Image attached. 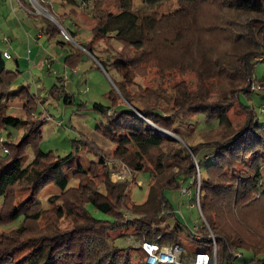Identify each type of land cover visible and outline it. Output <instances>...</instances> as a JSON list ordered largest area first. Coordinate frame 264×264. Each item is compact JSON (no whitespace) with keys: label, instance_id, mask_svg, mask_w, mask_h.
I'll list each match as a JSON object with an SVG mask.
<instances>
[{"label":"trees","instance_id":"16d2710c","mask_svg":"<svg viewBox=\"0 0 264 264\" xmlns=\"http://www.w3.org/2000/svg\"><path fill=\"white\" fill-rule=\"evenodd\" d=\"M163 1L167 0H142L148 6ZM93 2L94 35L80 45L91 54L96 51V41L105 43L106 49L114 40L121 46L113 60L96 57L108 72L113 70L110 76L121 94L111 91V107L95 104L106 118L98 130L115 143L114 157L124 158L134 171L149 173L154 184L146 202L130 208L129 181L113 182L110 166L100 159L101 168L95 162L88 169L80 165L74 172L79 186L69 189L65 162L78 153L79 145L85 148L91 140H77L76 152L66 157L44 152L36 143L41 138V120L33 122L35 125L18 143L6 141L4 130L26 125L31 115L24 119L5 112L17 72L7 69L4 51L0 50V138L12 149L9 154H0V197H4L0 227L23 218L17 228L0 231V264H133L127 252L111 243L109 233L124 230H131L140 243L160 245L180 244L181 236H185L202 252L212 253L214 243L205 227L201 226V239H196L184 223L167 225L175 212L166 191L180 190L184 181L190 182L197 175L191 153L199 163L201 206L215 236L218 264H232L238 252L253 255L242 262L243 255L238 261L241 264H264V124L255 106L240 100L242 93L250 97L254 91L255 65L259 58L264 59V0H176L173 9L161 14H141L131 9L129 0H119L117 13L107 7L105 0ZM69 35L73 38L76 33ZM79 59L80 55L70 54L65 65L77 69ZM185 68H190L193 78L173 85L174 89L184 85L182 89L187 91L188 106L177 115L164 114L155 101L146 100L145 90L136 93L130 88L134 83L131 74L144 78L155 70L166 78L174 71H187ZM63 78L58 77L60 85L55 84L53 91L69 97ZM19 94L21 102L26 100L24 108L31 110L34 95L26 87ZM122 98L125 101L120 104ZM236 101L247 116L241 127L233 128L228 113ZM188 114L220 122L205 141L188 143L192 152L177 142L171 147L175 159L157 152V166L148 169L142 153L174 141L164 133L190 123ZM30 144L34 159L24 165ZM204 149L213 161L203 171L198 156ZM93 152L101 158L109 151L98 148ZM175 161L180 170L170 173L168 168ZM50 185L57 186L61 193L49 197L52 210L45 214L38 196ZM190 186L195 187L191 182ZM18 187L31 189L32 195L15 206L13 191ZM192 201L191 196L189 204ZM88 205L113 219H96ZM65 215L72 220L69 232H61L59 226ZM43 218L49 222V229L40 226ZM138 264H147L146 257Z\"/></svg>","mask_w":264,"mask_h":264},{"label":"rangeland","instance_id":"374dc122","mask_svg":"<svg viewBox=\"0 0 264 264\" xmlns=\"http://www.w3.org/2000/svg\"><path fill=\"white\" fill-rule=\"evenodd\" d=\"M105 1L107 7L114 13L120 10L119 0ZM129 2L131 3V9L141 14H153V11H160L159 14H161V12L169 11L177 5L176 0L163 1L152 6L144 5L142 0H129ZM91 10L92 8L82 9L71 0H0V50H7L10 53L12 58L5 59L6 67L17 72L16 80L11 88V94L8 101H6L8 106L5 108V112L24 119L31 115L26 125L19 127L9 126L4 130L3 136L6 141L18 143L23 134L29 131L30 126L35 125L33 122L41 120L43 121L41 138H38L36 142L38 147L44 152L53 151L55 155H60L61 157H66L71 152H76L75 143L79 144L77 140L89 138L91 140L89 143L90 147L85 146L83 148L84 144L83 146L79 145L78 153L65 162L68 188H77L79 186V180L76 179L74 172L80 165L88 169L90 164L95 162L101 168L100 159H104L105 164H108L112 170L111 177L115 183L122 181H115L114 173L123 165H126L127 173L123 181L128 180L130 184L128 188V205L131 208L146 202L150 186L154 184V181L151 180L149 173L134 171L125 163L124 158L114 157L112 151L115 143L98 130V126L101 123H105L106 118L95 107V104L99 103L111 107L113 106V99L110 96L111 91L115 90L120 96L121 94L111 79L110 75H114L113 70L108 68V72L101 66L96 57L101 56L102 59L113 60L114 55L120 51L121 46L118 41L114 40L112 45H109V48L106 49L105 43L96 41V51L91 54L82 46L76 44L81 43L84 45L93 38L94 23ZM65 32L68 34L75 32L76 35L71 40L66 37ZM73 53L80 55L76 70L65 65L67 56ZM262 59L259 58L255 65V81L252 86L254 91L250 93V97L242 93L240 100L246 104L254 105L259 114V121L264 124V111L262 110L264 108V84L262 83L264 82V59ZM185 70L187 71L182 73L174 71L170 76L173 79H167L170 77L161 78L155 70H152L153 72L149 71L144 78L131 74L130 77L134 83L130 85V88L136 93L145 90L144 92L148 93L145 94L146 100L155 101L157 106L163 108L164 114L177 115L188 106L186 104L187 91L184 88L182 89L184 85L179 86L181 87L179 89H174L173 85L180 80L188 83L190 78H193L190 75V68H185ZM59 76L67 78L64 81V89L69 93V97L64 94L58 96L53 91L55 84L60 85ZM22 87H26L35 97V103H32V109L29 111L24 108L26 100L21 102L20 99L19 90ZM60 90H62V87ZM121 100L125 101L122 98L118 102L120 103ZM188 116L191 119L190 123L177 125L176 131H166L164 133L173 138L174 141L164 144L161 148L152 149L148 153H142L148 169L152 168V165L157 166L154 163L157 152L162 157L169 154L172 159H175L172 156L173 150L171 151V147L177 142L192 152L189 144L194 145L205 141L213 133L210 132L211 129L218 126L220 122L219 120L208 122L203 115L190 117V114H188ZM228 116L232 122V127L238 128L244 124L247 114L236 101L229 110ZM2 139L3 137L0 138V154L6 152V149L9 154L12 149L4 144V139ZM32 147L33 145L30 144L26 150L24 165L30 164L34 159ZM98 148L108 149L109 152L105 153V155L103 154L100 158L99 155L93 152L98 150ZM191 154L197 170V175L194 177L196 185L192 188L189 181H184L180 190L166 191V196L175 212V216L169 217L167 225L173 227L179 221L191 230H193L195 225H199L205 227L210 235L207 226L210 229L211 226L203 211L202 214L207 224L203 222L197 206L189 209L190 197L184 195V192L190 191L193 199L191 204L197 205L199 203L202 210V179L199 163L196 156H194L195 154ZM198 158L201 160L200 166L203 171L205 166L213 161L211 154L206 149L200 152ZM178 166L177 161H175V163L170 165L168 171L170 173L178 172L180 170ZM155 170L158 172V168H155ZM99 172L101 173L102 171ZM100 189L104 192L103 187ZM13 193L16 195L15 206H20L32 195L31 189L19 187ZM60 193V189L55 185L47 186L41 190L38 202L45 210V214L52 210V206L48 202L49 197ZM3 202L4 197H0V205ZM87 207L96 219H113L112 216L97 211L91 205ZM22 221L23 218L11 225L0 227V231L17 228ZM45 221L46 219L43 218L40 226L45 225V228H48L49 222ZM71 221V218L67 217V215L60 220L61 232L72 230ZM109 235L111 243L127 252L133 264H138L141 260L144 261L145 255L141 251V243L131 230L111 232ZM180 245L190 257L202 252L195 242L187 240L185 236H181ZM242 253L244 255L242 262L250 260L253 256L249 252Z\"/></svg>","mask_w":264,"mask_h":264},{"label":"built area","instance_id":"2783aa9c","mask_svg":"<svg viewBox=\"0 0 264 264\" xmlns=\"http://www.w3.org/2000/svg\"><path fill=\"white\" fill-rule=\"evenodd\" d=\"M75 1L77 2L78 6L82 9H88L93 5L92 0H75ZM65 35L67 38L72 40V38L67 32H65ZM76 44L80 45L79 43ZM3 54L6 59L11 58L9 52H4ZM63 79L64 81L67 80L66 77H64ZM262 110L264 111V108ZM6 153H7V149H6ZM121 168L123 169L120 170ZM121 168H119L114 173L115 181H123L126 177V173H127L126 165H123ZM190 182L194 186L196 185L194 180H191ZM184 195H186L187 197H191L192 194L190 191L187 190L186 192H184ZM194 206H197L199 208L201 217L203 218V222L207 224L205 218L203 217L200 204L197 203L196 205L190 203L188 205L189 209L194 208ZM207 228L210 231L209 236L211 237L214 243V249L212 253L198 252L195 255H193V257H190L187 251L180 244L171 246V245H160L155 242L144 241L141 243L140 247L143 253L145 254L146 263L147 264H218L217 245H216L215 237L213 236V232L209 228V226H207ZM192 232L194 233L196 239H201L202 237L201 226L195 225ZM160 238L161 237H159V239ZM242 258H243V254L241 252L236 253L232 264H241L238 261Z\"/></svg>","mask_w":264,"mask_h":264},{"label":"water","instance_id":"95a60500","mask_svg":"<svg viewBox=\"0 0 264 264\" xmlns=\"http://www.w3.org/2000/svg\"><path fill=\"white\" fill-rule=\"evenodd\" d=\"M131 107H132V105H131ZM135 111H137L138 112V110L136 109V108H134V107H132ZM139 113V112H138ZM187 147H188V145L187 144H185Z\"/></svg>","mask_w":264,"mask_h":264},{"label":"crops","instance_id":"0c3cea01","mask_svg":"<svg viewBox=\"0 0 264 264\" xmlns=\"http://www.w3.org/2000/svg\"><path fill=\"white\" fill-rule=\"evenodd\" d=\"M4 52H7V50L6 51H4ZM31 53V52H30ZM10 54V53H9ZM11 58H12V56H11ZM11 58H9V59H11Z\"/></svg>","mask_w":264,"mask_h":264}]
</instances>
